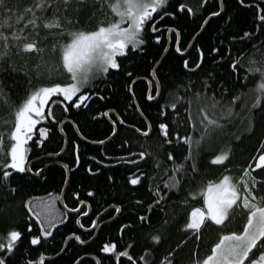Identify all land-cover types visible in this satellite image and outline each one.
Segmentation results:
<instances>
[{
	"label": "snow or ice",
	"instance_id": "snow-or-ice-1",
	"mask_svg": "<svg viewBox=\"0 0 264 264\" xmlns=\"http://www.w3.org/2000/svg\"><path fill=\"white\" fill-rule=\"evenodd\" d=\"M239 3L244 5L245 0H239ZM167 4L168 0H101L100 8L104 10L106 6L107 14L93 26L84 27L78 26V19H73V13L78 15L79 3L73 6L72 0H62L63 11L56 0H31L23 7L11 5L8 0H0V16L3 17L0 20V73L11 68L10 53L13 51L17 55L25 53L38 57L37 62L32 65L34 72L26 68H12L13 71L25 72L29 78L26 79L25 88L16 101L10 103L4 94L6 98L0 104V107L7 106L11 110L10 120L5 121L8 127L0 129V181L7 184L13 172H41V169H32L29 166L28 154L33 146L42 148L48 138L49 128L43 126L42 122L56 119L53 115V105L62 106L64 112H68L70 107H87L92 97L101 100L106 98L96 89L111 77L121 71L132 77V73L124 69L121 60L127 58L133 50L143 53L147 43L146 37L150 36L160 44L163 33L157 21L161 18V13L172 16L176 14L167 11ZM70 7L72 12L69 11ZM177 7L184 10L185 5L178 3ZM188 11L192 12V9L188 8ZM262 13L264 9L257 5L255 14L259 23L255 24V28L264 32ZM209 15L216 17L220 13L211 12ZM209 22L205 19L201 28ZM165 31L174 37L172 46L178 53L188 50L179 44V29L169 27ZM251 35L249 31H243V37ZM49 36L54 38L51 51L56 55V59L51 62L42 55L48 45L40 43L41 40L47 41ZM232 39L236 40L237 37L233 36ZM161 49L162 53L169 51V48L163 45ZM197 51L198 58L191 65L187 59L183 60L185 69L191 71L201 68L205 53L199 46ZM210 51L219 53L220 49L213 47ZM239 55L243 57L245 53L240 51ZM42 63L48 65L47 75L41 71ZM162 64V60H154L149 69V76L152 78L149 83H154V87L146 93V98L157 104L164 102L158 108L160 117L167 118L168 108L176 113L177 122L188 129L185 134L179 131L170 133L169 124L166 122H160L157 130L162 133L163 138L171 135L183 142L187 151L182 162H173L170 167L164 169L166 178L162 180L161 186L154 188L151 203L137 218L141 226L151 228L150 214L154 206L160 209L163 203L167 208L166 201L171 199L170 194L180 193V204L186 215L180 229L183 235L171 250L156 258L151 247L145 248V255L139 256V261H143V264H153V261L155 264H264V175H256L257 169L264 173V124L257 128L258 119L264 121V62H258L249 55L247 64L243 65L246 67L244 79L246 81L249 74H259L258 82L254 86L236 90L230 96L225 82L216 81L211 72L202 75L199 86H195L191 80L181 84L162 80ZM230 67L237 72L238 61L231 59ZM40 77L43 79L38 84H33V79ZM239 78L237 75V79ZM128 91L132 98H135L131 83L128 85ZM218 91L220 95H217ZM178 105L183 108V120L179 119ZM129 107L139 108L143 114L139 103ZM111 112L115 119L107 111L97 112V115L108 117L110 131L115 135L117 125H125L128 121L115 109ZM57 123L63 124L64 121L59 120ZM133 127L135 128V125ZM237 130L241 134H235ZM139 131L148 135L151 128L145 126ZM257 132L259 147L255 150L256 155L245 165L239 166L238 172H232V140L240 141L243 136H252ZM229 133H233L232 140L226 141L218 153L211 155L209 164L219 166V172L209 178L211 168L202 169L199 166L200 153L205 143L214 136ZM172 142L165 139V143ZM75 148L78 163V145ZM64 151V148L59 149L60 153ZM50 155L46 153V156ZM146 155L148 153L141 151L137 158L142 159ZM168 158L173 160L171 152L168 153ZM88 171L92 172L93 169L89 167ZM95 171L98 172L99 169ZM143 175L141 172L133 176L130 183L137 184ZM197 176L200 177L198 181ZM10 191L14 193L16 189L13 187ZM88 194L94 195L91 189ZM72 195L79 198L80 193L77 191ZM33 203L35 208L29 206L28 211L40 224L39 234L32 235L30 242L32 245H39L42 239L52 236L53 230L67 220L68 216L56 207L52 197ZM78 203L86 202L78 199ZM64 207L67 208L68 205L65 204ZM71 210L83 212L82 208ZM113 211L121 213V205L116 204ZM172 215L175 217V210ZM76 223L81 229L86 227L79 216L76 217ZM164 224H168V220H165ZM97 226L98 221L90 219L87 227L95 229ZM27 228L31 230L32 224H28ZM209 228L216 229V236L210 242L205 236ZM70 235L74 241L86 243L76 232H71ZM91 235V232L87 233L89 239ZM21 236V231L12 229L6 236L0 237V264H8V259ZM164 239L159 232L150 235V241L156 246H162ZM189 241L192 242L191 251L185 257H178V251ZM201 243L206 244L204 249H201ZM100 250L113 254L117 264L121 257H127L128 261L135 264L131 252L127 249L118 251L115 241L105 242ZM34 264H45L44 256L41 255L39 261ZM80 264H83V261Z\"/></svg>",
	"mask_w": 264,
	"mask_h": 264
},
{
	"label": "trees",
	"instance_id": "trees-1",
	"mask_svg": "<svg viewBox=\"0 0 264 264\" xmlns=\"http://www.w3.org/2000/svg\"><path fill=\"white\" fill-rule=\"evenodd\" d=\"M31 2V0H8L11 5H23ZM61 5L63 11L62 0H56ZM73 6L79 3L78 15L73 13V19L79 20L78 26L91 27L98 20L107 14L108 9L105 6L101 10V0H72ZM182 3L185 5L184 10H180L177 5ZM223 8L220 10V0H168L166 5L169 13L175 12V16L164 15L161 13V21L158 25L163 33L160 44L146 37L147 43L144 45L143 53L133 50L127 58L122 59L121 63L124 69L132 73V77H128L125 71L119 72L116 76L111 77L106 83L99 86L98 89L106 98L101 100L98 97H92L88 101L87 107L69 108L68 112L63 111V107L56 105L53 115L56 117L50 123L49 136L45 140L42 148L33 146L28 154V164L32 162L31 168L41 169L37 175L36 171L32 173L13 172L8 178L7 184L0 181V237L6 236L7 232L12 229L21 231L22 236L17 242V247L8 259V264H34L40 256L46 257L45 264L50 261L51 264H117L115 257L111 253H103L100 249L105 242L115 241L117 250L123 251L127 249L131 252L135 259V264H143L139 261V256L145 255V248L151 247L156 258L172 247L180 240L183 232L180 231L181 225L185 219V211L180 204V194H170L171 199L167 200V208L161 204L160 209L153 208L151 216L152 227L141 226L138 215L145 210V207L151 203L154 196V188L162 185L165 177L164 169L170 167L173 162L180 163L187 151V146L178 141L174 136L163 138L159 132L158 124L166 122L169 124V131H179L185 134L188 129L185 125L177 122L176 113L170 108L166 109L167 118H162L158 114V108L163 105V101L157 104L155 101H149L146 98L148 92V83L143 80L147 77L149 80V69L154 60L162 59V80L181 84L191 80L195 86H199L201 77L206 72H211L216 81L223 80L229 88L228 96L239 89L246 86H254L259 79V74H249L247 80L244 79L249 55L258 62H264V32L255 28V24L259 23L256 17L257 5L260 9H264V0H245V4L241 5L239 0H223ZM192 9V12L188 11ZM72 12V7L69 9ZM51 12V9H49ZM211 12H219L220 15L211 17ZM264 14V13H262ZM3 17L0 16V20ZM205 19L207 23L203 30L201 24ZM179 29V44L182 48H188L193 38L199 33L193 43L192 48L185 54L178 53L173 45L174 37L170 36V47L167 54L163 57L161 45L167 47V28ZM43 31V30H42ZM243 31L252 33L249 37H243ZM237 39L233 40L232 37ZM54 41L49 36L47 41L41 40V44H47L48 47L42 53L43 57L51 62L56 59L51 51V43ZM243 41V43H241ZM197 46L203 49L204 63L200 69H185L183 60L187 59L190 63H194L198 58ZM220 49L219 53H212L211 48ZM243 51L245 55L241 57L239 52ZM223 58L220 59L219 57ZM12 66L7 71L0 73V104L7 97L9 102H14L25 88L26 76L25 72L13 71L12 68L32 69V65L37 62V55H28L25 53H10ZM238 61L237 72L230 67V60ZM27 61V63H25ZM48 65H41V71L47 75ZM239 75V79H237ZM139 78V80H137ZM43 77L34 78L33 84H38ZM63 79V77H60ZM135 93L132 98L128 91V85ZM154 87V83L152 85ZM6 94V97L5 95ZM167 95V91L165 92ZM220 95V92H217ZM227 99V96L225 97ZM139 103L143 109V114L139 108L129 107ZM180 114L179 119H184L183 108L178 105ZM115 109L128 121L125 125H117V134L110 131V120L107 116L97 115V112H109L112 118L115 115L111 110ZM11 118V110L7 107H0V129L8 127L5 121ZM67 122L63 125V133L59 131V120ZM76 124L75 129L71 122ZM149 124V125H148ZM264 121L258 119L257 128L261 127ZM135 125V128L133 127ZM145 126H151L148 135H143L139 129ZM83 133V135H81ZM235 134H241L239 130ZM67 143L65 146V138ZM233 133L228 135H216L210 141L206 142L203 151L200 153L199 166L204 169L211 168L209 178L219 172V166L210 165L211 155L218 153L226 141L232 140ZM35 139V137H33ZM165 139H170L171 144L165 143ZM259 132L252 136H243L240 141L233 143V155L231 163L233 165L231 171L236 173L239 166L245 165L253 155H256V148L259 147ZM103 141V143H101ZM31 143V142H29ZM78 145L79 161H76V148ZM64 148L65 151L60 153L59 149ZM144 151L148 153L144 158L138 159V153ZM171 152L173 160H169L168 153ZM59 155L54 159L51 155ZM159 160V167L157 161ZM67 165L70 171L68 181L66 170L63 165ZM93 169L92 172L88 168ZM99 171H95V169ZM144 173L140 177V181L133 185L130 180L133 176ZM257 176L264 173L257 172ZM199 176L196 177L198 181ZM67 182V183H66ZM66 186V187H65ZM195 186V181H193ZM15 188L13 193L11 188ZM65 188L64 203L68 205V209H76L83 206L84 212L87 213V205L91 209L90 214L81 218V222L85 224L84 230L76 223V217L79 218L85 214L67 213L60 203V196ZM89 189L94 195L89 196ZM79 192V198L72 195L73 192ZM47 196L43 200L53 198V203L57 208L61 209L68 216L62 225L54 231L48 239H42L41 244L32 245L30 238L32 235L39 234L38 223L31 217L26 209V202L30 198ZM79 200H83L85 204H79ZM40 201V200H34ZM34 201L29 206L35 208ZM142 201V203H137ZM120 204L122 211L116 213L113 211L114 206ZM88 209V210H89ZM175 210L176 215L172 213ZM100 216L98 226L95 229L87 227L90 219ZM102 218V219H101ZM168 220V224L164 221ZM130 222V223H129ZM237 220L236 224L238 225ZM28 224H32L31 230L27 228ZM159 225L160 227H156ZM124 226V227H122ZM86 229V230H85ZM71 232H76L83 239L85 244H80L72 238L64 246ZM91 232L89 239L87 233ZM159 232L165 239L162 246L153 245L150 241V235ZM205 236L214 239L216 229L209 228L205 232ZM206 247L205 243H201V249ZM192 242L189 241L177 253L178 257H185L191 251ZM62 249H65L62 251ZM111 254V255H109ZM119 264H132L127 257H121ZM155 264V261H153Z\"/></svg>",
	"mask_w": 264,
	"mask_h": 264
},
{
	"label": "bare ground",
	"instance_id": "bare-ground-1",
	"mask_svg": "<svg viewBox=\"0 0 264 264\" xmlns=\"http://www.w3.org/2000/svg\"><path fill=\"white\" fill-rule=\"evenodd\" d=\"M223 8V5H222V3H221V0H220V10ZM162 19V18H161ZM161 19H159L158 21H157V23H159V21H161ZM205 27V26H204ZM204 29V28H203ZM203 29H201V30H203ZM161 30V29H160ZM170 36H171V33H168L167 32V40H168V44H167V47L169 48L170 47ZM199 36V33L193 38V40L191 41V43L189 44V46H188V50L186 51V52H183V53H180L181 55H185L191 48H192V46H193V43L195 42V40H196V38ZM179 40H180V38H179ZM167 53H163V57L166 55ZM160 60H162V59H160ZM137 80H139V78L137 79ZM143 80H145L147 83H148V86H149V88L153 85V83H149V79H145V78H143ZM137 103V102H136ZM109 113H110V111H109ZM69 121V120H68ZM65 122H67V119H65L64 120V123ZM69 122H71V121H69ZM64 123L63 124H59V126H62V128H63V125H64ZM72 123V125L74 126V128L75 129H78L77 128V126H76V124H74V122H71ZM150 128H151V126H150ZM135 130L137 131V129L135 128ZM51 156H53V155H51ZM50 156V157H51ZM59 157V155L57 154V155H55V156H53V158L54 159H57ZM32 163V162H31ZM31 163H29V166L31 167ZM64 166V168H65V170H66V175H67V179H66V181H68V179H69V176H70V171H69V168H68V166L67 167H65V164L63 165ZM68 170V171H67ZM29 173H32V172H29ZM39 173H37V175H38ZM67 183V182H66ZM66 187V186H65ZM64 192H65V188H63V191H62V193H61V196H60V203L62 202V200H61V198L63 197V200H64ZM47 196H42V197H34V198H30L29 200H30V202L28 203V207H29V205H30V203L32 202V201H34V200H43V199H45ZM28 200V201H29ZM27 201V202H28ZM27 202H26V205H27ZM65 204V203H64ZM63 207V206H62ZM26 209H27V207H26ZM28 210V209H27ZM90 210V209H89ZM29 212V211H28ZM67 213H72V212H69V211H66ZM29 214L31 215V217L36 221V219H35V217L34 216H32V214L29 212ZM88 215V213H86L85 215H82L81 217H80V220H81V218L82 217H85V216H87ZM37 223H38V225L40 224V222L39 221H36ZM60 225H62V224H60ZM60 225H58V226H60ZM92 228H90V229H88V230H86V231H89V230H91ZM53 231H55V230H53ZM51 237V236H50ZM50 237H48V238H50ZM48 238H46V239H48ZM72 237L70 236V237H68L67 238V240H66V242H65V244H64V246L67 244V242L71 239ZM34 246H36V245H34ZM44 258H46V257H44ZM39 261V260H38ZM97 263L98 264H100V262L99 261H97Z\"/></svg>",
	"mask_w": 264,
	"mask_h": 264
},
{
	"label": "flooded vegetation",
	"instance_id": "flooded-vegetation-1",
	"mask_svg": "<svg viewBox=\"0 0 264 264\" xmlns=\"http://www.w3.org/2000/svg\"><path fill=\"white\" fill-rule=\"evenodd\" d=\"M151 90H152V89H151ZM151 90H150V88L148 89V91H151ZM55 106H56V105L53 106V110H54V107H55ZM52 121H53L52 119H49V120H47V121L42 122V124H43V126L49 128L50 123H51ZM58 129H59V126H58ZM59 131L61 132L60 129H59ZM30 163H31V162H30ZM31 165H32V163H31ZM257 172H260V170L257 169V170H256V173H257ZM79 207H80V206H79ZM79 207H78V208H79ZM82 207H83V206H82ZM78 208H76V209H78ZM89 208H90V206L87 205V213H88V215H89L90 212H91V211H90L91 209L88 210ZM80 209H81V208H80ZM72 213H75V214H79V215H80V214H83V213H85V212H84V209H83V212H72ZM85 214H86V213H85ZM85 214H83V215H85ZM88 215H87V216H88ZM87 216H86V217H87ZM94 219L97 220L98 223H99L100 216H97V217H95ZM78 225H79V224H78ZM83 230H84V229H83ZM53 233H54V231H53ZM53 233H52V234H53ZM105 255H107V254L105 253ZM109 255H111V254H109ZM96 261H97V260H96Z\"/></svg>",
	"mask_w": 264,
	"mask_h": 264
},
{
	"label": "water",
	"instance_id": "water-1",
	"mask_svg": "<svg viewBox=\"0 0 264 264\" xmlns=\"http://www.w3.org/2000/svg\"><path fill=\"white\" fill-rule=\"evenodd\" d=\"M152 88L150 87V90H151ZM54 106V105H53ZM149 125V124H148ZM62 128V126H59V129H61ZM62 133H63V131H61ZM64 136V138H65V146H66V143H67V139H66V137H65V135H63ZM53 156H55V155H53ZM52 156V157H53ZM68 171V170H67ZM61 200H62V202H61V205L63 206V208L66 210V211H69V212H80V211H72V210H70V209H68V208H65L64 207V200H63V197L61 198ZM30 202V200L27 202V205H26V207H27V209H28V203ZM80 208H82V205L78 208V209H80ZM36 219V218H35ZM36 221H38V220H36ZM45 260H46V258H45ZM98 261V260H97Z\"/></svg>",
	"mask_w": 264,
	"mask_h": 264
},
{
	"label": "rangeland",
	"instance_id": "rangeland-1",
	"mask_svg": "<svg viewBox=\"0 0 264 264\" xmlns=\"http://www.w3.org/2000/svg\"><path fill=\"white\" fill-rule=\"evenodd\" d=\"M162 29V28H161ZM151 88H153L152 86H151Z\"/></svg>",
	"mask_w": 264,
	"mask_h": 264
}]
</instances>
